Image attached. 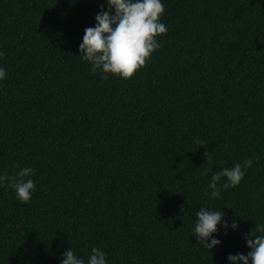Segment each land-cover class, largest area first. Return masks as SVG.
Instances as JSON below:
<instances>
[{"label": "trees", "instance_id": "trees-1", "mask_svg": "<svg viewBox=\"0 0 264 264\" xmlns=\"http://www.w3.org/2000/svg\"><path fill=\"white\" fill-rule=\"evenodd\" d=\"M161 2L167 34L123 80L79 50L107 0H0V176L35 183L23 203L0 181V264H88L93 247L106 264H230L264 236V0ZM202 207L224 214L210 251Z\"/></svg>", "mask_w": 264, "mask_h": 264}, {"label": "clouds", "instance_id": "clouds-1", "mask_svg": "<svg viewBox=\"0 0 264 264\" xmlns=\"http://www.w3.org/2000/svg\"><path fill=\"white\" fill-rule=\"evenodd\" d=\"M109 11L97 14L96 26L85 29L83 43L79 46L81 57L92 63L93 71L102 69L108 78V74L129 80L147 65L151 55L159 49L157 37L167 34V27L160 22L165 12V7L161 0H107ZM114 9V14H110ZM4 53L0 52V56ZM6 70L0 68V81L6 78ZM206 155V154H205ZM252 161L244 162V168H250ZM32 173V169L25 168L17 174L20 179L0 176V181H10L9 186L14 188L17 198L28 203L35 190V183L32 179H23ZM245 172L239 162L231 169H224L211 177L209 187L212 189V197L220 195L217 183L222 177L227 178V183L223 184L226 190L229 186L235 187L243 180ZM198 221L194 228V233L199 244L209 251L220 243L217 239L207 241L218 231L224 214L221 211H210L202 207L196 213ZM233 228L237 225L233 224ZM255 231H264V228H255ZM254 239L245 237L247 247L250 251L247 255H229L230 264H264V236H256L251 233ZM62 264H85L82 258H78L69 249L63 257ZM88 264H106V256L103 251L93 247Z\"/></svg>", "mask_w": 264, "mask_h": 264}]
</instances>
